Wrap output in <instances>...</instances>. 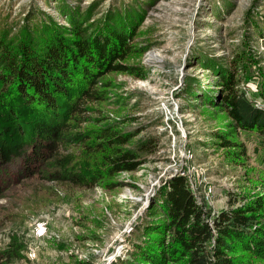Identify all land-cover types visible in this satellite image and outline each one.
<instances>
[{"label": "rangeland", "instance_id": "1", "mask_svg": "<svg viewBox=\"0 0 264 264\" xmlns=\"http://www.w3.org/2000/svg\"><path fill=\"white\" fill-rule=\"evenodd\" d=\"M67 16L83 36L104 23L136 24L122 60L132 73H104L96 83L102 97L83 99L77 112L72 100L63 103L58 119L15 99L0 103V264H125L133 243L144 244L163 218V187L175 173L214 210L230 194L263 190L253 137L210 99L216 70L240 53L247 59L239 86L264 88V0H0V36L15 44L27 32L35 42L45 28L69 34ZM105 126L133 133L118 146L140 163L92 185L65 179L98 165L102 151L85 144L94 146ZM223 137L244 144L246 154H232L238 147L221 145ZM39 139L53 155L22 176L21 157ZM142 140L146 149L136 147Z\"/></svg>", "mask_w": 264, "mask_h": 264}, {"label": "trees", "instance_id": "2", "mask_svg": "<svg viewBox=\"0 0 264 264\" xmlns=\"http://www.w3.org/2000/svg\"><path fill=\"white\" fill-rule=\"evenodd\" d=\"M67 19L69 34L45 28L40 29L35 42V37L27 32L15 44L0 36V103L7 101L9 105L15 99L21 108L33 111L39 106L38 113L42 109L43 114L58 119L63 103L72 100L69 109L77 112L83 99L101 98L96 83L104 73L114 70L132 73L133 66L122 60L130 52L136 24L104 23L97 31L83 36L78 24L69 16ZM244 58L247 59L246 54L240 53L232 67L216 70L219 84L210 101L227 113L244 137H253L254 159L264 167V104L261 103L264 88L251 91L239 86L236 76ZM63 126L64 121L61 130ZM96 131L94 146L86 143L85 147L101 150V160L86 175L79 171L64 174L72 183L92 185L101 176L131 170L140 163L134 150L118 146L132 132H117L109 126ZM40 132L50 140V133ZM40 140L23 153L22 176L34 173L38 165L53 155L38 147ZM220 142L224 146H237L232 154L247 152L244 144L226 137ZM147 144L148 141L142 140L136 147L146 149ZM262 185L264 190V180ZM263 190L240 195L239 199L230 194L228 205L214 210L206 200L197 197L183 174L171 175L162 192L163 218L150 226L144 244L133 243L135 248L125 264H264Z\"/></svg>", "mask_w": 264, "mask_h": 264}]
</instances>
